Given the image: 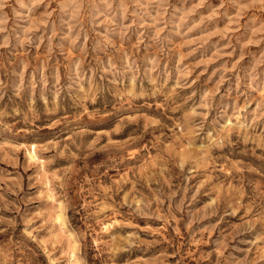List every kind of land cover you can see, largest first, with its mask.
I'll return each instance as SVG.
<instances>
[{"label":"rangeland","instance_id":"obj_1","mask_svg":"<svg viewBox=\"0 0 264 264\" xmlns=\"http://www.w3.org/2000/svg\"><path fill=\"white\" fill-rule=\"evenodd\" d=\"M0 264H264V0H0Z\"/></svg>","mask_w":264,"mask_h":264},{"label":"bare ground","instance_id":"obj_2","mask_svg":"<svg viewBox=\"0 0 264 264\" xmlns=\"http://www.w3.org/2000/svg\"><path fill=\"white\" fill-rule=\"evenodd\" d=\"M33 154H34V153H33ZM33 154H32V155H33ZM30 155H31V154H30ZM32 158H33V156H32Z\"/></svg>","mask_w":264,"mask_h":264}]
</instances>
